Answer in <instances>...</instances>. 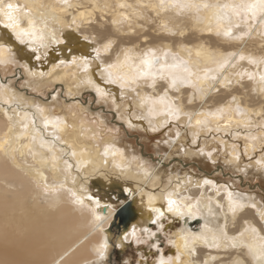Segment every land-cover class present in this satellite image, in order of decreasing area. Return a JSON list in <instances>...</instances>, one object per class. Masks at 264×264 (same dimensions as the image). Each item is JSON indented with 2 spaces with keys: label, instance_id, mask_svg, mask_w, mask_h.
<instances>
[{
  "label": "bare ground",
  "instance_id": "bare-ground-1",
  "mask_svg": "<svg viewBox=\"0 0 264 264\" xmlns=\"http://www.w3.org/2000/svg\"><path fill=\"white\" fill-rule=\"evenodd\" d=\"M263 11L261 0H0V64L19 62L29 82L56 85L79 112L80 91L93 88L131 127L156 130L173 120L197 135L243 128L235 136L252 151L251 141L264 137L249 126L264 116V56L240 48L264 42ZM97 14L111 26L98 34L85 30L105 24ZM153 21L164 37L148 35ZM133 31L144 35L124 37ZM246 75L261 102L248 104L239 91L213 98ZM11 89L0 82V264H109L118 241L124 246L148 221L171 215L183 223L171 240L177 257L159 264H264V207L254 200L188 172L174 174L165 156L152 168L107 136L102 122ZM223 147L236 165L239 148ZM98 179L120 184L118 207L88 192L92 181L104 188ZM116 215L121 226L113 224ZM195 220L198 233L189 228Z\"/></svg>",
  "mask_w": 264,
  "mask_h": 264
},
{
  "label": "rangeland",
  "instance_id": "rangeland-1",
  "mask_svg": "<svg viewBox=\"0 0 264 264\" xmlns=\"http://www.w3.org/2000/svg\"><path fill=\"white\" fill-rule=\"evenodd\" d=\"M241 7L242 5L238 6L239 12L242 13L243 10ZM99 15L100 14H97L95 19L98 18L99 21L105 22V24L100 25V23L93 22L88 24L89 26L91 25V27L86 25L85 30L87 29L88 31L93 32V28L95 27L96 34H98L97 31H105L106 29L109 30V28H111L110 23L106 22V19H102ZM261 20H264V17H262ZM147 25L148 28H146V31H148L149 34H146L152 36L159 35L160 37L165 36L161 32L157 31L159 29L157 27V22L153 21ZM246 30H249V28L246 27ZM113 34L115 39L119 41L116 36L117 34ZM91 35L95 43L99 45V39L97 37L95 38V34ZM141 35L144 34H135L133 31L131 34H124V37L136 36L138 39ZM88 36H90V34ZM167 37L170 36L168 35ZM213 37L218 39L216 42H218L219 45L225 47L230 46L229 44H224V42H222L219 38L220 36L214 35ZM150 39L151 37L148 36L147 39L140 41L150 42ZM127 42L125 41V43ZM256 42L253 40L245 42L244 46L242 44H239L238 46L241 47L242 45L240 48L241 50L246 48L248 50L250 49L249 51H255L259 57L261 56L263 58L264 42L262 39L259 41L261 43L258 41ZM117 44L118 42H115L114 48L116 49ZM142 44L144 45L146 43ZM149 45L150 43L142 47V49L147 48ZM151 49L155 51L154 47ZM22 70L23 66L19 62L17 65L14 63H9L8 65L0 64V82L2 85L4 84V86H9L10 89L12 88V91L14 90L18 94H25L27 96L26 98L31 100L34 99L39 101V99H42L44 101L46 100L49 104L56 103L60 105L59 108H61L62 111L65 110L70 115L74 114L75 112L76 114L88 119L90 122L92 121L95 123L96 120L102 122V124L108 128V130L105 132L106 134L109 132L107 136L110 135V137L116 138L118 144L123 145V147H125L128 151L134 152V156L146 161L152 166V168H155L159 161H163V157L165 156L167 157L166 164L168 165V169L173 168V170H175L174 174H176V172H188L191 173L189 175L197 181H204L208 179L213 181V183H215L217 186L229 188L233 193L238 194L243 198H251L255 203H258L264 207V137L263 139L262 137H259V140L254 138V142L253 140L251 142L257 147H254L252 151H247L245 145L249 144L250 142H245L240 135L237 137L235 136L236 133L240 134L241 131L246 130L243 128L238 129V132L235 131L237 128H234L227 133L213 130L203 132L204 134L199 133L197 135L193 132L192 128H188L186 132H182L181 130L184 125L182 126V124L179 122H174L173 120H167L165 125L156 130H149L148 128H142L140 126H135L134 128L128 123L126 124V118H121V113L118 112V109L113 107V103L109 98H101L100 96H96V94L94 96L92 93L96 92H94L95 90L93 88L83 89L79 93L78 98L81 100V102H83L84 107L82 113L79 112V107L74 109L73 104L75 103H69L68 100L71 98L67 96L68 94L64 93L62 90H57L56 85L52 83H43L41 86H39L36 81H34L32 84L29 82V78L25 76L24 71ZM20 71L23 73H20ZM249 81L250 84H252V80L247 76L246 79L241 81V85L235 84L231 91L225 89L226 93L218 92L213 98H227V95H231L233 91H239L241 94H243L242 98H244L246 95H249L246 99L247 102H249L248 104H256L259 103V101L261 102L262 100L260 95H255L256 93L252 91L253 86L248 84ZM163 82L164 81H161V83ZM248 87L252 89L248 90ZM160 88L161 87L159 85L158 89ZM251 91L252 93H250ZM227 101L228 100H226L224 103ZM127 103H131V100H126V104ZM125 116H127L126 113ZM255 118H258L256 120H260V123L257 121V124ZM253 119L254 120H251L252 122H250L249 125L251 127V133L255 136H258V134L260 136H264V116H253ZM249 129L250 128H248V130ZM102 131H105V129H102ZM180 133L183 135V137L180 140L179 145L177 144V147H169V140H178V134ZM106 134H103V137ZM224 143H232L234 146L239 148L240 159L236 165H233L229 162V153H225L223 147ZM184 149L186 150L183 151ZM189 149L192 151L190 152ZM203 150H206V152L204 153ZM195 154H197V156H194ZM48 179L52 180V177L49 176ZM98 180L101 181V179ZM94 182L95 181H92V184L90 183L88 192L91 194H96V197L100 196L105 200H112L116 203L115 206L118 207L117 203H119V200L116 193H120V191H117L118 187H121L120 184L117 185L114 181H101L105 184V191L100 190L101 187H98ZM63 185L64 184L60 185L59 187ZM39 186H42L45 190L49 189V191H51V187H47L45 183L40 182ZM206 187L211 186L208 185ZM207 191L212 193V190L209 188H207ZM148 223L150 226L146 231H142L141 229L143 228L139 227L136 230L137 234L134 237H131L130 240L126 241L124 246H120L119 241L116 243L115 248L113 247V256L110 260H108L109 264H159L160 258L162 257L169 262L177 257V254L174 253V247L171 243V240L181 229H183V223L181 220H178L176 216L171 215V217L168 216L158 223L152 221H148ZM191 224L192 225L189 228L193 233L200 232L202 226L199 223V220H195ZM126 232L129 231L127 230ZM117 236L118 235H116V237ZM202 256H204L203 253L200 254L199 258H202ZM226 258H228V256Z\"/></svg>",
  "mask_w": 264,
  "mask_h": 264
},
{
  "label": "water",
  "instance_id": "water-1",
  "mask_svg": "<svg viewBox=\"0 0 264 264\" xmlns=\"http://www.w3.org/2000/svg\"><path fill=\"white\" fill-rule=\"evenodd\" d=\"M100 190H105V187H104V188H100ZM105 191H106V190H105ZM118 212H120V213L122 214V211L119 210ZM117 215H118V214H117ZM117 215H116V218L114 219L113 224L116 225V226H118V225L121 226V224H120L121 222H120V223L117 222ZM132 223H134V222L128 223V225H130V224H132ZM114 225H113V226H114ZM124 229H125V228H124Z\"/></svg>",
  "mask_w": 264,
  "mask_h": 264
},
{
  "label": "snow or ice",
  "instance_id": "snow-or-ice-1",
  "mask_svg": "<svg viewBox=\"0 0 264 264\" xmlns=\"http://www.w3.org/2000/svg\"><path fill=\"white\" fill-rule=\"evenodd\" d=\"M262 3H264V0H261ZM9 8H11V5H8Z\"/></svg>",
  "mask_w": 264,
  "mask_h": 264
}]
</instances>
